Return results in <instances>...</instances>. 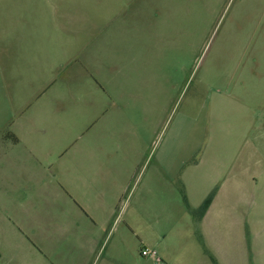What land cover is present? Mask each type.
<instances>
[{"label": "rangeland", "instance_id": "374dc122", "mask_svg": "<svg viewBox=\"0 0 264 264\" xmlns=\"http://www.w3.org/2000/svg\"><path fill=\"white\" fill-rule=\"evenodd\" d=\"M81 138L131 171L87 264H194L189 208L264 173V0H0V252L17 264L78 253L58 166Z\"/></svg>", "mask_w": 264, "mask_h": 264}, {"label": "crops", "instance_id": "0c3cea01", "mask_svg": "<svg viewBox=\"0 0 264 264\" xmlns=\"http://www.w3.org/2000/svg\"><path fill=\"white\" fill-rule=\"evenodd\" d=\"M11 137L15 146L21 144L17 136ZM99 142L91 138L78 139L70 150L59 156V194L67 211L60 222L59 238L65 240L66 245L74 243L78 250L73 257L67 247L61 264H87L100 234L121 215V211L119 215L117 212L124 202L131 171H115V156L108 152L109 144ZM216 190L206 214L194 218L193 233L203 250L199 251L194 245L192 263L215 264V260L217 264H264V173L245 184L241 179H231ZM249 199L252 200L250 204ZM142 220L145 222V216ZM239 234L243 235L244 251L241 246L233 245L232 237ZM142 243L147 250L148 246H153L148 239ZM40 253L48 264H54L42 250ZM8 262L17 264L16 255L0 252V264ZM25 264L30 263L26 261Z\"/></svg>", "mask_w": 264, "mask_h": 264}, {"label": "trees", "instance_id": "16d2710c", "mask_svg": "<svg viewBox=\"0 0 264 264\" xmlns=\"http://www.w3.org/2000/svg\"><path fill=\"white\" fill-rule=\"evenodd\" d=\"M217 190L215 189L207 198L206 200L203 202L202 206L200 207V209L198 211L196 210H190V213L195 217V218H201L203 217L206 212L208 211V209L210 208L215 195H216ZM186 200V198H185ZM187 201V200H186ZM190 209V208H189ZM215 264H217V262L215 260H213Z\"/></svg>", "mask_w": 264, "mask_h": 264}, {"label": "built area", "instance_id": "2783aa9c", "mask_svg": "<svg viewBox=\"0 0 264 264\" xmlns=\"http://www.w3.org/2000/svg\"><path fill=\"white\" fill-rule=\"evenodd\" d=\"M142 255L144 256V257H153L154 256V253H152L151 251H149V250H143L142 251Z\"/></svg>", "mask_w": 264, "mask_h": 264}]
</instances>
